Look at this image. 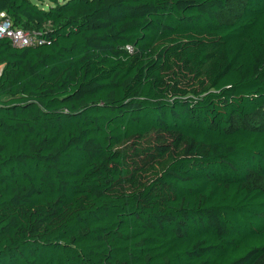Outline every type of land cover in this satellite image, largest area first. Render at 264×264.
Wrapping results in <instances>:
<instances>
[{"label": "trees", "instance_id": "trees-1", "mask_svg": "<svg viewBox=\"0 0 264 264\" xmlns=\"http://www.w3.org/2000/svg\"><path fill=\"white\" fill-rule=\"evenodd\" d=\"M0 0V264L264 259V0Z\"/></svg>", "mask_w": 264, "mask_h": 264}, {"label": "built area", "instance_id": "built-area-1", "mask_svg": "<svg viewBox=\"0 0 264 264\" xmlns=\"http://www.w3.org/2000/svg\"><path fill=\"white\" fill-rule=\"evenodd\" d=\"M1 39H9L16 48L39 47L45 44V40L38 32L14 27L12 19L5 12H0Z\"/></svg>", "mask_w": 264, "mask_h": 264}, {"label": "rangeland", "instance_id": "rangeland-1", "mask_svg": "<svg viewBox=\"0 0 264 264\" xmlns=\"http://www.w3.org/2000/svg\"><path fill=\"white\" fill-rule=\"evenodd\" d=\"M35 1H39V0H35ZM46 4H47V1L44 0V1H43V5H46ZM0 70H2V67H1V66H0ZM259 264H264V259L261 260V262H260Z\"/></svg>", "mask_w": 264, "mask_h": 264}]
</instances>
